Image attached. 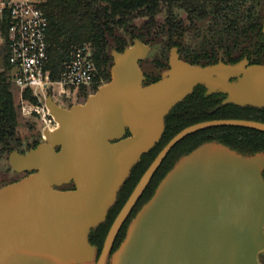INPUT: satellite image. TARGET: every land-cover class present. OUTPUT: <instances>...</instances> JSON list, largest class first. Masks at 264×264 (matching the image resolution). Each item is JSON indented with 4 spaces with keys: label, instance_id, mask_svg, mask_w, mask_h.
<instances>
[{
    "label": "water",
    "instance_id": "water-1",
    "mask_svg": "<svg viewBox=\"0 0 264 264\" xmlns=\"http://www.w3.org/2000/svg\"><path fill=\"white\" fill-rule=\"evenodd\" d=\"M264 33V9L262 18ZM151 43L133 38L111 50L110 80L84 103L64 107L44 99L57 122L43 141L8 155L25 173L0 186V264H263L264 152L245 155L208 141L181 156L152 196L115 239L170 150L213 127L264 132V122L226 118L200 121L159 151L114 218L98 254L93 229L106 221L118 193L142 156L165 131L169 112L194 88L223 94L219 106L264 109V63H190L172 46L168 67L145 83L140 62ZM0 50V69L5 68ZM73 188L63 189L68 184Z\"/></svg>",
    "mask_w": 264,
    "mask_h": 264
},
{
    "label": "trees",
    "instance_id": "trees-1",
    "mask_svg": "<svg viewBox=\"0 0 264 264\" xmlns=\"http://www.w3.org/2000/svg\"><path fill=\"white\" fill-rule=\"evenodd\" d=\"M38 6L49 20V67L54 79L59 76L65 55L83 44L91 48L97 75L110 79L111 50L122 51L135 37L151 44L166 37L168 47L177 46L181 59L190 63L211 64L220 59L235 63L244 57L251 63H264V0H41ZM7 30L8 21L4 17L0 19V35L4 39L0 50L3 48L5 52ZM4 61L5 68L0 69V155H9L19 148L22 139L18 134L20 121L13 93L11 65L7 56ZM159 78H149L147 83ZM205 91L201 85L195 87L166 116L161 140L133 168L116 207L109 212L106 221L90 233V242L100 251L117 212L140 177L180 130L212 119L238 118L264 122V109L229 104L211 112L225 95L204 96ZM77 94L86 98L87 88H79ZM24 98L30 103H37L30 89L24 91ZM208 141L221 142L242 154L264 151V132L241 127H213L192 133L179 141L164 158L138 206L152 196L158 183L181 156ZM38 143L36 140L28 144V148ZM124 231L125 225L116 237L112 252L123 240Z\"/></svg>",
    "mask_w": 264,
    "mask_h": 264
},
{
    "label": "built area",
    "instance_id": "built-area-1",
    "mask_svg": "<svg viewBox=\"0 0 264 264\" xmlns=\"http://www.w3.org/2000/svg\"><path fill=\"white\" fill-rule=\"evenodd\" d=\"M40 1L0 0V19L6 17L8 21L4 59L7 56L11 65L14 86L21 92L30 89L38 100L24 102L22 113L36 115L45 129H54L58 124L44 99L51 96L60 104L58 97L72 95L81 87H92L97 67L90 46L78 45L65 55L58 78H52L47 41L49 20L38 6ZM3 41L0 35V43Z\"/></svg>",
    "mask_w": 264,
    "mask_h": 264
},
{
    "label": "rangeland",
    "instance_id": "rangeland-1",
    "mask_svg": "<svg viewBox=\"0 0 264 264\" xmlns=\"http://www.w3.org/2000/svg\"><path fill=\"white\" fill-rule=\"evenodd\" d=\"M19 1H33V0H19ZM126 37L127 39L131 40L129 36ZM167 42L168 41L166 37L161 38L160 40H156L154 43L151 44V50L149 51L146 58L140 62V67L146 78L145 83L148 82L147 79L149 78L151 79L155 76H160L161 72L168 67V56L171 47H168ZM109 80L110 79L106 80L104 77L97 75L96 83L92 87L87 88V92H88L87 97L95 93L100 86L106 84ZM95 87H97L96 90H94ZM13 93H14L15 105L18 108L19 121H20V126L18 127V134L22 139L21 140L22 143L19 146L18 150L19 151L24 150V152H26L29 149L28 144L31 145L36 140H38L39 143L43 141L44 139L43 132L45 128L43 122L36 115H24L22 113L23 103L29 102L24 98V92H21L20 89H18L16 86H13ZM86 98L78 96L77 90H75L72 95L66 97L61 96L55 99L62 106L70 107L71 105L77 103H84ZM23 176H25V173H17L11 168L8 162V154L3 153L0 155V186L18 180ZM67 187L69 186L65 185L62 188L66 189ZM99 253L100 250L98 248V254ZM261 261L264 264V260L262 259ZM90 264H95V262H92ZM107 264H109V259L107 261Z\"/></svg>",
    "mask_w": 264,
    "mask_h": 264
},
{
    "label": "flooded vegetation",
    "instance_id": "flooded-vegetation-1",
    "mask_svg": "<svg viewBox=\"0 0 264 264\" xmlns=\"http://www.w3.org/2000/svg\"><path fill=\"white\" fill-rule=\"evenodd\" d=\"M212 95V94H211ZM204 96H209V95H206V91L204 92ZM221 103V102H220ZM220 103L218 104V105H216L215 107H213L212 109H211V112L212 111H214V110H216V109H218L219 107H221V106H219L220 105ZM226 106V105H225ZM170 113V112H169ZM241 128H243V127H241ZM253 130V129H252ZM231 148V147H230ZM234 150V149H233ZM237 151V150H236ZM238 152V151H237ZM259 152H264V151H259ZM240 153V152H239ZM257 153V152H256ZM255 154V153H254ZM245 155H249V154H245ZM174 165V164H173ZM133 170V169H132ZM132 172V171H131ZM131 175V174H130ZM130 177V176H129ZM263 177H264V172H263ZM129 179V178H128ZM127 179V180H128ZM126 180V181H127ZM126 181H125V183H126ZM125 183L123 184V186L121 187V189H120V191H119V193H118V196H117V200H116V202H115V204L113 205V207L109 210V212L110 211H112L115 207H116V204L118 203V201H119V197H120V193H121V191H122V188L124 187V185H125ZM67 186H69V187H67V188H73V184L71 183V184H68ZM144 193V192H143ZM131 194V193H130ZM129 194V195H130ZM143 195V194H142ZM129 197V196H128ZM141 198V197H140ZM140 198H139V200H140ZM127 200V199H126ZM139 200L137 201V203L135 204V206L133 207V209H132V211H131V213H130V215L128 216V218H127V220L124 222V224L122 225V227H121V229L124 227V225H125V233H126V229H127V226H128V224H129V222H130V220L135 216V214L137 213V211L142 207V205L144 204H141L140 206H138V203H139ZM126 202V201H125ZM124 202V203H125ZM147 202V201H146ZM124 205V204H123ZM122 205V206H123ZM122 206H121V208H122ZM120 208V209H121ZM120 209H119V211H120ZM118 211V212H119ZM109 212H108V214H109ZM118 212H117V214H118ZM132 213H133V216L131 217V215H132ZM108 216V215H107ZM97 229V227L95 228V229H93L92 231H95ZM121 229H120V231H121ZM120 231H119V233H120ZM118 233V234H119ZM124 233V234H125ZM116 240V239H115ZM120 243H121V241H120ZM112 251V250H111ZM112 253V252H111Z\"/></svg>",
    "mask_w": 264,
    "mask_h": 264
}]
</instances>
